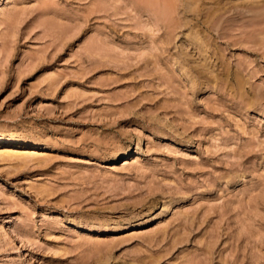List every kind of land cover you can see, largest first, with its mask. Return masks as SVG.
<instances>
[{"label":"rangeland","instance_id":"1","mask_svg":"<svg viewBox=\"0 0 264 264\" xmlns=\"http://www.w3.org/2000/svg\"><path fill=\"white\" fill-rule=\"evenodd\" d=\"M0 264H264V0H0Z\"/></svg>","mask_w":264,"mask_h":264},{"label":"bare ground","instance_id":"2","mask_svg":"<svg viewBox=\"0 0 264 264\" xmlns=\"http://www.w3.org/2000/svg\"><path fill=\"white\" fill-rule=\"evenodd\" d=\"M151 217H152V216H151ZM152 218H153V217H152ZM6 223H7V222H6ZM136 223H137V222H136ZM130 225H131V224H130ZM7 226H8V225H7ZM124 226H125V225H124ZM11 227H12V226H11ZM118 227H119V226H118ZM122 227H123V226H122ZM122 227H121V228H122ZM6 229H7V228H6ZM11 230H12V229H11ZM7 232H8V231H7ZM10 232H11V231H10ZM3 233H4V231H3ZM8 233H9V232H8ZM15 235H16V234H15ZM7 236H8V235H7ZM11 237H12V236H11ZM7 238L9 239V237H7ZM12 238H13V237H12ZM12 238H11V239H12ZM14 240H15V239H14ZM12 243H13V242H12ZM15 243H16V242H15ZM18 246H19V245H18ZM16 249H18V248H16Z\"/></svg>","mask_w":264,"mask_h":264}]
</instances>
